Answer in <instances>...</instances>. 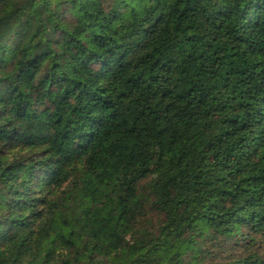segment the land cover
<instances>
[{"label":"trees","instance_id":"obj_1","mask_svg":"<svg viewBox=\"0 0 264 264\" xmlns=\"http://www.w3.org/2000/svg\"><path fill=\"white\" fill-rule=\"evenodd\" d=\"M0 232V264H264V0H0Z\"/></svg>","mask_w":264,"mask_h":264},{"label":"rangeland","instance_id":"obj_2","mask_svg":"<svg viewBox=\"0 0 264 264\" xmlns=\"http://www.w3.org/2000/svg\"><path fill=\"white\" fill-rule=\"evenodd\" d=\"M209 125L207 124H201V123H195L190 129H189V136L194 137L198 133H204L208 131ZM191 151L193 154V158H197L200 155V147L196 141L192 142L191 145ZM149 176H153L152 172H149Z\"/></svg>","mask_w":264,"mask_h":264},{"label":"snow or ice","instance_id":"obj_3","mask_svg":"<svg viewBox=\"0 0 264 264\" xmlns=\"http://www.w3.org/2000/svg\"><path fill=\"white\" fill-rule=\"evenodd\" d=\"M7 239V234L5 232H0V241Z\"/></svg>","mask_w":264,"mask_h":264}]
</instances>
